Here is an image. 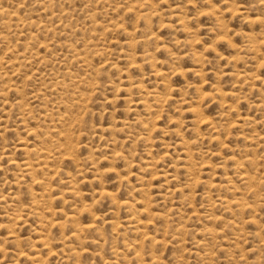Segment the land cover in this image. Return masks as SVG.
I'll list each match as a JSON object with an SVG mask.
<instances>
[{
	"label": "rangeland",
	"instance_id": "374dc122",
	"mask_svg": "<svg viewBox=\"0 0 264 264\" xmlns=\"http://www.w3.org/2000/svg\"><path fill=\"white\" fill-rule=\"evenodd\" d=\"M0 264H264V0H0Z\"/></svg>",
	"mask_w": 264,
	"mask_h": 264
},
{
	"label": "bare ground",
	"instance_id": "6f19581e",
	"mask_svg": "<svg viewBox=\"0 0 264 264\" xmlns=\"http://www.w3.org/2000/svg\"><path fill=\"white\" fill-rule=\"evenodd\" d=\"M6 14V13H5ZM30 168V167H29ZM24 175V174H23ZM24 176H27V175H24Z\"/></svg>",
	"mask_w": 264,
	"mask_h": 264
}]
</instances>
